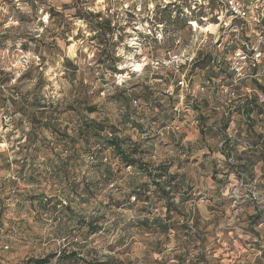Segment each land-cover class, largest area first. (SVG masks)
Returning a JSON list of instances; mask_svg holds the SVG:
<instances>
[{"label": "rangeland", "instance_id": "obj_1", "mask_svg": "<svg viewBox=\"0 0 264 264\" xmlns=\"http://www.w3.org/2000/svg\"><path fill=\"white\" fill-rule=\"evenodd\" d=\"M5 2L0 264L48 255V264H264V105L249 126L244 113L247 86L253 98L262 87L234 85L229 53L167 15L152 34L135 32L138 18L118 0ZM108 17L111 30L100 24ZM85 119L165 166L170 194L153 186L149 202L128 198L131 180L151 179L112 149L88 156Z\"/></svg>", "mask_w": 264, "mask_h": 264}, {"label": "built area", "instance_id": "obj_2", "mask_svg": "<svg viewBox=\"0 0 264 264\" xmlns=\"http://www.w3.org/2000/svg\"><path fill=\"white\" fill-rule=\"evenodd\" d=\"M15 1L17 8L22 9V1L27 0ZM118 3L121 10L138 18L132 26L135 32L147 29L152 34L156 31L155 19L166 15L183 21L192 32H201L200 45L211 39V45L229 53L227 71L234 85L245 80L262 87V94L253 98L247 86V106L264 105V0H118ZM141 18L147 19V26ZM114 23L111 20V25ZM32 58L41 61L38 55ZM211 62L215 64L214 57ZM21 64L24 70L29 60L23 56ZM212 81L215 86L220 85L216 78L212 77ZM180 83L185 85L186 81ZM0 89L5 90V84L0 83ZM230 93L234 96L235 90Z\"/></svg>", "mask_w": 264, "mask_h": 264}, {"label": "trees", "instance_id": "obj_3", "mask_svg": "<svg viewBox=\"0 0 264 264\" xmlns=\"http://www.w3.org/2000/svg\"><path fill=\"white\" fill-rule=\"evenodd\" d=\"M95 17L100 18V15H95ZM98 22V21H97ZM99 23V22H98ZM101 25H105L107 29L111 30V18H106L103 20ZM109 57V55H108ZM108 61L106 59L103 61L104 64H106ZM3 84V83H2ZM126 96V95H125ZM126 99H129L128 96H126ZM26 100V99H25ZM83 106L85 110L88 112H94L97 108V103H82L79 106ZM245 106H247V102L245 100ZM260 105H255V108H247L245 110V115H247L246 122H250L252 119H258V115L256 114V110H259ZM23 112H25L23 110ZM250 123L248 124V126ZM89 134V136H87ZM79 135L84 138V141L86 144H88V147L86 148L88 156H91V158H97V160L102 161V154L107 149H112V152L121 160V162L128 166H136L139 168L138 172L145 173L149 178L151 179V182L148 181H136L131 180L130 185V191L128 193V198L135 197L136 200H143L146 202H149L151 200V191H153V186L157 187L158 189L162 190L166 194H170L171 184H173L174 176H172L168 169L163 167H156L153 168L148 162L142 161L140 158L134 157V154L139 152V147L135 144L131 145L133 146V149H126L124 146V141L121 137L116 135L115 133L108 132L105 128V126L95 119H85L83 125L80 126L79 129ZM93 139L95 145L90 146V140ZM234 143V142H232ZM66 152H68L66 150ZM61 166L60 169L67 168L70 160L75 158V153H70L69 155H66V157H59ZM62 158V159H61ZM160 171V172H158ZM54 174L57 176L60 175L59 171H56ZM111 175V174H110ZM168 176L169 179H166L167 185H164L163 180H161L160 177ZM88 186V185H87ZM170 187V189H167ZM92 189L91 186H88V190ZM41 202H44L43 199H40ZM48 201V199H45ZM56 254V253H55ZM73 255L76 256V253H73ZM70 256V255H69ZM54 257L53 255H48L44 258H37V259H28L23 264H48L51 261V258ZM60 257V256H59ZM65 257V255L63 256ZM77 257V256H76ZM74 261V260H72ZM98 264V263H95ZM107 264H115V262H107Z\"/></svg>", "mask_w": 264, "mask_h": 264}]
</instances>
